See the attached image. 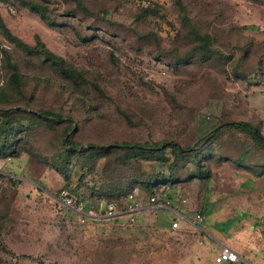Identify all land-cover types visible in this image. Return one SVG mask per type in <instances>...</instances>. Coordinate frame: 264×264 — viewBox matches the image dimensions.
<instances>
[{
  "label": "rangeland",
  "instance_id": "374dc122",
  "mask_svg": "<svg viewBox=\"0 0 264 264\" xmlns=\"http://www.w3.org/2000/svg\"><path fill=\"white\" fill-rule=\"evenodd\" d=\"M185 1L215 30L222 50L242 59L247 77H237L220 58H194L178 66L169 62L172 42L188 34L175 0H87L95 13L74 15L63 12L71 0H0V84L16 66L25 74L22 88L35 106L76 115L75 137L82 141L177 136L187 143L220 118L251 119L264 133V68L254 62L264 67V0ZM7 29L28 42L40 36L83 69L87 82L75 84L40 54L19 45ZM245 46L250 50L243 55ZM226 133L218 140L219 150L235 155L236 138L228 144ZM52 135L48 129L31 138L49 153ZM25 143L22 147H30ZM28 155L13 156L5 164L18 180L14 188V180L5 179L0 190L14 191L13 198L0 197V264H264V168L258 173L216 156L209 159L208 179L192 177L155 190L164 200L171 195V204L190 214L202 209L212 237L185 220L171 227L167 222L174 212L168 207L137 209L134 220L126 211L105 214L111 199L99 209L89 188L100 166L79 182L80 167L66 178L43 157L35 161ZM258 159L264 163L261 147L254 149L252 160ZM136 165L148 172L164 167L151 159ZM195 168L190 162L182 173ZM62 188L85 195L96 214L82 220L60 199ZM134 189L145 200L155 192ZM123 199H114L119 208ZM222 242L236 247L242 258L216 262Z\"/></svg>",
  "mask_w": 264,
  "mask_h": 264
},
{
  "label": "trees",
  "instance_id": "16d2710c",
  "mask_svg": "<svg viewBox=\"0 0 264 264\" xmlns=\"http://www.w3.org/2000/svg\"><path fill=\"white\" fill-rule=\"evenodd\" d=\"M71 1L72 4H68L63 9L65 14L74 15L78 11L84 14L95 13L87 0ZM175 2L188 34H186V40L172 42L170 47L172 61L169 62L178 66L189 63L194 58L202 61L220 58L232 65V70L237 77H247L249 70H244L240 65L242 59L233 52L227 53L222 50L217 41V33L210 25L204 23L198 12L185 0H175ZM103 10L106 11V9ZM7 33L27 51L40 54L43 60L52 64L75 84L87 82V74L83 69L52 50L40 36H37L34 42H28L9 29ZM249 40V44L254 41L253 38ZM249 50L250 47H243V55ZM254 62L257 68H264L259 60ZM24 75L16 66L11 65L7 79L0 84V157L11 155L13 158L23 153H29L28 156L35 161L43 157L44 162L63 172L66 178H70L73 168L80 167L79 182H83L84 177L100 166L97 175L89 183L90 195L97 197L94 205L99 209H102L103 200L125 198L137 186L151 193L163 185L173 186L192 177L208 179L212 175L209 159L216 156L219 160H229L236 165H245L252 170H259L258 173L264 168V163L260 159L252 160L256 147L264 150V133L260 125L251 119L220 118L209 130L187 143L177 136L163 140L108 138L100 141L94 138L82 141L75 137L78 130L75 125L78 121L76 115L51 106H35L32 101L33 96L25 94L22 88L25 84ZM94 85L98 87L96 83ZM96 90L104 93L103 89ZM164 91L173 96L168 89ZM124 115L129 119L128 113L124 112ZM48 129L53 133L52 138L48 139V144L52 147L49 153L43 152L35 143L37 140L34 141L31 138L37 136L42 130L48 131ZM225 132H227L226 143L229 144L234 136L236 138L234 144L238 152L235 155L229 156L228 149L225 150L226 152L219 150L218 140ZM238 132L242 134L238 136ZM239 139L241 140L238 141ZM24 141H26L25 144L29 142L30 147L27 145L22 147ZM142 159L160 161L164 163V167L160 166L154 172H148L136 165ZM190 162H194L196 168L194 171H186L184 175L183 169H186ZM11 179L14 180L11 186L16 188L18 178ZM9 188L5 189L0 197L4 194L7 199L13 198L14 191H9ZM84 196L79 195L82 199ZM159 199L162 200L161 197ZM3 216L4 213L0 214V228L4 223ZM262 219L264 222V214ZM167 224L171 226V221Z\"/></svg>",
  "mask_w": 264,
  "mask_h": 264
},
{
  "label": "built area",
  "instance_id": "2783aa9c",
  "mask_svg": "<svg viewBox=\"0 0 264 264\" xmlns=\"http://www.w3.org/2000/svg\"><path fill=\"white\" fill-rule=\"evenodd\" d=\"M12 159L11 155H8L6 157H0V190L4 187L5 179L8 178H17V174L8 171L5 168V164ZM77 192H74L72 190H69L67 188H62L59 197L60 199L68 206H70L72 209L77 211L79 215L81 216V219L84 220L86 217L90 215L96 214L95 209L92 207H87L86 202L84 199L80 198L79 195H77ZM170 196L167 195V199L160 200L159 193L155 191L153 194L150 195L149 203L154 204L157 207H167L168 202H170ZM182 200H187V198L183 197ZM146 200L143 199L141 196L138 195L137 191L133 189L130 191L127 196L122 201V208H119V203L111 199L104 207V213L113 215L117 214L118 212H130L132 215L131 219L134 220V214L133 211L142 208L145 206ZM205 219V213L202 209H194L193 212L190 214L188 211L185 210H175L174 215L171 218V225L173 227H178L181 225L182 220L187 221L190 226L196 228V229H202L203 228V221ZM215 261L217 262H223V261H239L242 256L240 252L230 244L224 243L222 244L221 249L215 254Z\"/></svg>",
  "mask_w": 264,
  "mask_h": 264
},
{
  "label": "crops",
  "instance_id": "0c3cea01",
  "mask_svg": "<svg viewBox=\"0 0 264 264\" xmlns=\"http://www.w3.org/2000/svg\"><path fill=\"white\" fill-rule=\"evenodd\" d=\"M150 207H157V206H155L154 204H151V203H149V200L147 199L146 200V204H145V206H143L142 208H150ZM167 207L168 208H170V209H172L173 210V212L175 211V210H183V209H181L180 207H176V205L175 206H173L172 204H171V201L170 202H168V205H167ZM172 218V217H171ZM181 226V225H180ZM171 227H173L172 225H171ZM174 228H176V227H174ZM199 233H206V234H208L209 236H212V237H214V235L212 234V232L204 225V223H203V228L202 229H199ZM201 242H203L204 241V239H201L200 240ZM223 244L224 243H227V242H222ZM228 244V243H227ZM232 246V245H231ZM236 248V247H235ZM217 262V261H216Z\"/></svg>",
  "mask_w": 264,
  "mask_h": 264
}]
</instances>
